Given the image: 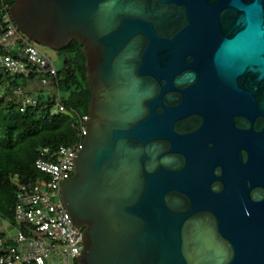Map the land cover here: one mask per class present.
<instances>
[{
  "label": "water",
  "instance_id": "water-1",
  "mask_svg": "<svg viewBox=\"0 0 264 264\" xmlns=\"http://www.w3.org/2000/svg\"><path fill=\"white\" fill-rule=\"evenodd\" d=\"M91 93L61 198L76 264H264V0H14ZM12 234V226L0 220Z\"/></svg>",
  "mask_w": 264,
  "mask_h": 264
},
{
  "label": "built area",
  "instance_id": "built-area-1",
  "mask_svg": "<svg viewBox=\"0 0 264 264\" xmlns=\"http://www.w3.org/2000/svg\"><path fill=\"white\" fill-rule=\"evenodd\" d=\"M9 6L2 4L5 27L0 30V99L15 78L25 81L24 87L12 86L9 101L20 112L39 106L31 88L36 85L46 90L50 99L42 104V110L50 116L71 113L59 96L54 79L57 70L49 58L41 54L15 27ZM86 117L77 120L79 140L69 147L38 149L35 169L40 176L34 182H26L12 176L16 188L14 221L16 233L0 228V264H76L83 249L82 229L73 225L61 198V185L73 175V156L81 150ZM12 242V244H10Z\"/></svg>",
  "mask_w": 264,
  "mask_h": 264
},
{
  "label": "trees",
  "instance_id": "trees-1",
  "mask_svg": "<svg viewBox=\"0 0 264 264\" xmlns=\"http://www.w3.org/2000/svg\"><path fill=\"white\" fill-rule=\"evenodd\" d=\"M2 4L11 7L14 0H0L1 31L5 27ZM58 52L64 55L65 69L61 73L57 72L54 81L58 88L62 82L66 87H74L77 103L86 109V114H79L62 101L71 113L50 116L42 110L44 102L40 98L39 106L35 109L20 112L8 99L11 89L0 99V218L9 223L14 220L16 204V188L11 177L19 176L26 182H34L40 176V172L35 169L38 149L69 147L78 142L77 120L88 114L91 93L82 46L73 40Z\"/></svg>",
  "mask_w": 264,
  "mask_h": 264
},
{
  "label": "rangeland",
  "instance_id": "rangeland-1",
  "mask_svg": "<svg viewBox=\"0 0 264 264\" xmlns=\"http://www.w3.org/2000/svg\"><path fill=\"white\" fill-rule=\"evenodd\" d=\"M34 45H35L36 49L41 54H43L44 56H46L47 58H49L51 60V62L54 64L58 73H61L63 71V69H65L64 55L62 53H59L58 51H51L45 47H41V46H38L36 44H34ZM13 81L14 82H12V81H9V82L12 85H16L15 87H24L25 86V81L23 82V80L21 78H15V79H13ZM0 84L6 85L7 83L1 82ZM7 88L9 90L10 86ZM58 89H59V96H60L61 100L63 101V103L68 105V107H70L71 109H76V111L81 115L86 114L85 113L86 109L82 108L77 103L78 98L76 96L75 89L73 86L66 87V85H64V83L62 82L59 85ZM31 95L36 99L40 98L43 102H47L50 99V96L48 97V92L46 90L38 89V90L32 92ZM10 223L15 224V225L17 224V222L14 220L10 221ZM10 244H12V242H10Z\"/></svg>",
  "mask_w": 264,
  "mask_h": 264
},
{
  "label": "crops",
  "instance_id": "crops-1",
  "mask_svg": "<svg viewBox=\"0 0 264 264\" xmlns=\"http://www.w3.org/2000/svg\"><path fill=\"white\" fill-rule=\"evenodd\" d=\"M34 91L38 90V87L36 85H33V87H31Z\"/></svg>",
  "mask_w": 264,
  "mask_h": 264
}]
</instances>
